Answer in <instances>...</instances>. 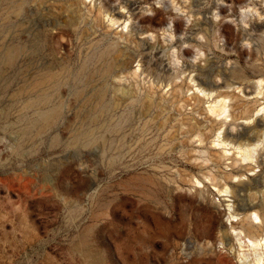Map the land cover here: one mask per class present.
<instances>
[{
  "label": "rangeland",
  "instance_id": "obj_1",
  "mask_svg": "<svg viewBox=\"0 0 264 264\" xmlns=\"http://www.w3.org/2000/svg\"><path fill=\"white\" fill-rule=\"evenodd\" d=\"M127 1L0 0V264H241L228 204L264 198V148L218 158L188 85L257 112L264 0ZM232 169L255 179L222 195Z\"/></svg>",
  "mask_w": 264,
  "mask_h": 264
},
{
  "label": "bare ground",
  "instance_id": "obj_2",
  "mask_svg": "<svg viewBox=\"0 0 264 264\" xmlns=\"http://www.w3.org/2000/svg\"><path fill=\"white\" fill-rule=\"evenodd\" d=\"M95 1L96 0H94V2ZM124 3L127 5L128 1L124 0ZM104 5L105 3H102L98 7L99 14L103 12L102 7H104ZM244 14L245 17L249 16L247 12H244ZM118 15L120 17H125V14L123 12H118ZM218 15L220 14L218 13ZM109 19L111 23H116L119 21L117 17L113 16H110ZM129 26H132V23H126V27ZM51 37L53 39H56L58 37V33H52ZM123 65L124 60L121 58L119 66H122V68H124ZM200 75L201 73H198L197 76H192L190 78V81L192 83H189L188 86L193 90L191 97L194 100V111L199 112V109H201L200 104L202 102H209L207 107L204 108V113L202 114H204V120L205 122L209 123V126L212 130L216 126H218V132L214 139V147L215 149L219 150L217 153L218 158L221 159L227 157L230 155V153L233 156L234 154H238V157L234 156L235 163L245 161L247 167H249V170L254 169L252 165L253 162H262L259 160V155L261 153V150L264 148V137H262L261 135V127L264 124V104L261 103V107H258L259 109L256 113H253L254 104L256 102H259V98L257 96L250 98L249 96L251 93L246 90L247 86H244L241 82H239V85H237L232 90L218 92L212 91L210 88L213 86V83L210 81L206 82L204 81V79H200L198 77ZM196 78L198 83H196ZM182 86L183 84H177L174 87V91H180ZM251 87L258 88L257 94H261L264 87V78L258 79L257 83H252ZM241 118L246 120V122H242L241 124L246 126L247 129L252 130L255 134L252 137L250 136L247 142L236 144V140H234V138H236L238 135H234L233 133H231L229 131V126H231L232 124H236V121L240 120ZM239 172V169H232L225 172L224 184L219 182L216 175H212L211 180L214 181L215 185L219 186L218 191L222 193V195H226L228 193L239 191L241 188L240 185H250L252 180H254L255 178H262L264 176L263 169L255 178H251L252 176H248L249 181L247 183L240 180V182L236 183L235 181H233V178L237 176L240 177L242 174H238ZM197 183H200V181L197 180ZM228 206L230 208L229 217L234 218H231L232 220L230 222V228L233 231V235L229 234L228 239L231 241L233 238H235L238 242V245L241 248L238 251V259L240 263L264 264V198L257 203H244L239 204L237 207H232V204H228ZM223 228L225 229V232L228 231L227 228Z\"/></svg>",
  "mask_w": 264,
  "mask_h": 264
}]
</instances>
